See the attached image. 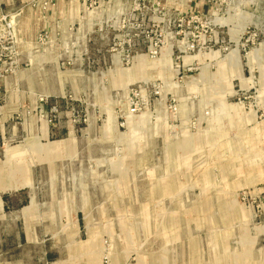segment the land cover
Masks as SVG:
<instances>
[{"label":"rangeland","instance_id":"obj_1","mask_svg":"<svg viewBox=\"0 0 264 264\" xmlns=\"http://www.w3.org/2000/svg\"><path fill=\"white\" fill-rule=\"evenodd\" d=\"M0 203L27 264H264V0H0Z\"/></svg>","mask_w":264,"mask_h":264},{"label":"crops","instance_id":"obj_2","mask_svg":"<svg viewBox=\"0 0 264 264\" xmlns=\"http://www.w3.org/2000/svg\"><path fill=\"white\" fill-rule=\"evenodd\" d=\"M169 1L173 2L174 0H169ZM30 206L24 207L22 209L23 213L21 216L12 217L9 215V216H2V218L0 219V221L10 220L11 223L16 224V225L22 222L23 225H25V227L20 232L15 233V236L13 235L16 242L12 246L11 252L7 254V255H15L14 260L16 259V261L14 263H11V262H8L9 260L3 259V260H0V264H27L28 263L27 259L33 258L34 261H36L37 257L41 256L42 250H43L42 233H41L42 230L40 228L38 231L39 233H36L37 229L39 228L38 226L39 224H37V218H38L37 215L33 217L35 221V227H34L35 235L34 236L29 235V231L26 228V224L31 223L30 216H27V213L31 208ZM1 210H2V204L0 203V212ZM12 234L13 233H11V235Z\"/></svg>","mask_w":264,"mask_h":264}]
</instances>
